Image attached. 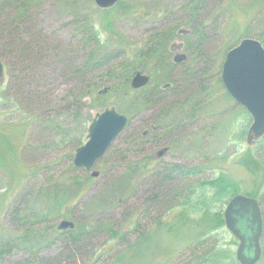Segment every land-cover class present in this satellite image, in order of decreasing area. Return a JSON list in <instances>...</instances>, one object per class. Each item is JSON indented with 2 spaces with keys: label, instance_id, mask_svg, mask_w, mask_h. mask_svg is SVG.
I'll return each mask as SVG.
<instances>
[{
  "label": "rangeland",
  "instance_id": "obj_1",
  "mask_svg": "<svg viewBox=\"0 0 264 264\" xmlns=\"http://www.w3.org/2000/svg\"><path fill=\"white\" fill-rule=\"evenodd\" d=\"M187 1L189 0H118L113 6L103 9L97 7L93 0H38L35 3L31 32L34 29L33 32L39 30L42 35L58 42L61 47L71 44L75 53L76 50H80L76 42L81 39V50L85 49L89 54L91 52L93 59L98 57L102 59L103 55L113 53L120 47H128L129 50L133 49V46L141 47L150 34L169 23L176 24L180 21L179 30L189 33V26L182 23V18L177 19L179 13L176 12ZM32 9L31 7L29 10ZM209 16L208 21H215L217 30H215L216 34H213L211 44L204 49V53L187 50V40L190 41L193 36L189 35L190 33L178 34V30L171 36L166 46L167 48L173 46V50L167 54L170 53L172 59L174 54L182 53L186 55V59L177 63L170 75L169 68L158 67L153 60H150L145 67L141 66L143 70H139L150 78L143 90L144 96L149 98L148 95L156 88L169 83L173 84L171 88L176 87L175 85L180 81L179 77L184 75L188 78L191 74L190 70L210 67L211 70L207 73L209 75L212 73L214 79L208 84L204 93L195 95L186 92L177 97L181 106L182 102L188 105L186 101L189 102L190 96V102L193 99H203L206 109L196 112L193 118H189L191 114L189 110L187 113L179 112V114L185 113L181 122H178L179 116L176 115V109L173 107L175 101L173 98L167 99L163 107L160 105L155 108L153 102L148 103L142 101L143 98L137 97L141 88L130 87L134 91L128 96L124 94L126 92L121 83L127 69L123 67V55L107 59L98 67L95 74V82L98 86L95 87L94 94L87 95L83 92L80 97L81 104H78L82 105L79 115L77 117L71 115L63 119L59 107L70 100L68 93L72 90L73 84L58 78L54 66L44 60L33 66L32 72L26 74L27 77L23 78L22 75L17 74L25 90L49 94V104L45 105V112L37 117L33 108L23 104L20 107V98L8 89L9 75L13 68L7 59H0L5 69V75L0 78V221L5 208L15 194L27 183L33 182L36 176L34 165L38 167V178L42 177V167L45 165L43 159L47 158L50 161L65 162L64 165H55L58 170L47 176L53 177L56 182V188L53 190L62 193L61 200L64 204L66 202L68 204L65 205L62 215L57 217L55 214L53 218L47 216L49 236L44 235L43 239L36 240L37 245L42 248V254L52 255L59 251L61 244L53 240L51 232L54 234V231H58L57 225L61 220H69L75 224L74 219H78L84 223L113 222L123 225L121 231L127 233L130 246L121 245L119 242H116L118 243L116 246L114 241H111L103 248L102 243L99 246L101 249L97 250V254H102L101 259L93 264H195L189 262L191 255L184 246L200 236L213 239L212 242L218 243L217 249L226 250V255L216 261L213 259V253H210L205 257L208 260L198 264H241L235 256L238 241L227 230L225 223L208 233L204 229H207L206 226L209 224L204 226L201 219H198V213L186 215L185 219L177 213V210H172L173 212L167 211L165 215L163 214V219L155 217L156 219L151 220L159 213L158 211L145 214L142 218L138 217L141 226L135 227L133 214L141 211L142 207L151 208L150 204H145L135 195L128 200H116L122 193L131 190L139 177L137 175L139 171L131 174L128 165L141 161L147 151L148 153L153 151L150 155L152 161L149 160L146 164L148 169L156 165L177 163L187 168H198L197 171H200L202 176L210 179L222 173L224 179L234 184L235 195L257 200L256 197L263 193L264 162L259 159V162L256 160L254 163L245 154L250 142H247L246 133L244 136L243 133L248 130L250 122L245 130L246 119L242 111L243 107L235 104L230 96L227 99L221 82L220 85L215 80L218 73L220 74L217 62L222 52L226 53L230 46L245 38L243 36L245 31H250L247 36L249 38L257 39L255 34L264 38V0H216L206 18ZM22 28L19 27L21 31ZM91 38H95V41L92 40L93 45L83 40ZM90 44L91 46H87ZM132 59L133 56L129 55L128 60ZM211 59L216 62L211 64ZM185 71H189V74L184 73ZM204 75H200L199 79L206 80ZM205 82L207 81L202 83ZM110 106L119 113L125 114L129 121L96 161L92 172H97V176L93 177L92 172L83 173L78 169L69 172L70 168L66 162L70 159L72 161L75 149L72 144L66 142V139L77 134L83 144L86 140L87 127L93 116ZM181 106H177V111ZM164 110H169L171 115H175L176 121L169 124L168 119L164 120L162 118ZM55 113V121L59 124L58 130L46 126L50 123V117L55 118ZM41 131L48 137L43 135V140L39 142L36 136ZM137 132L139 135L141 133L140 138L136 136ZM61 139L65 143L57 145V141L61 142ZM43 146L45 149L42 148ZM161 148H166V151L157 155L156 152ZM42 153L44 158L41 157ZM20 154H28L34 164L25 162V159L22 161ZM35 159L43 161L38 164ZM75 175L83 177L82 186L77 184L78 187L74 190L69 189L68 184ZM47 176L44 175L42 179L46 180ZM130 178H133L132 181L126 183ZM201 185H203L202 181L196 187ZM203 190H206V187ZM210 191L212 194L214 188L208 189V193ZM45 193L49 194V191L42 189L35 201L32 200L34 202L32 206L38 207L41 195L46 197ZM255 193L256 197H253ZM35 194L36 189L32 195ZM226 204L222 207V215ZM259 208L261 213L260 205ZM49 209L55 211L54 208ZM168 213L171 215L168 216ZM158 220L166 223L159 226ZM50 239L53 242L50 243ZM23 240L20 239L19 242ZM259 241L261 255L255 264H264L263 227ZM202 254L203 252L199 253L200 256ZM25 257L22 250L15 249L7 257L5 264H14ZM90 262L84 259L79 263L92 264Z\"/></svg>",
  "mask_w": 264,
  "mask_h": 264
},
{
  "label": "trees",
  "instance_id": "obj_2",
  "mask_svg": "<svg viewBox=\"0 0 264 264\" xmlns=\"http://www.w3.org/2000/svg\"><path fill=\"white\" fill-rule=\"evenodd\" d=\"M37 1L38 0H0V59H7L13 68V71H11L9 75L8 89L10 92L13 91L12 93H15L20 98V107H22L23 104L26 107L33 108L37 113V117L42 116L45 112V105H47V103L49 104V94H40L37 91L25 90L23 84L20 82L19 75H22L23 78L27 77L28 75L26 74L31 71L32 67L43 60L54 66L58 78L73 84L72 90L68 93L70 100H68L65 105L59 107L61 119L71 115L76 117L79 115L78 113H80L82 107V105H78L81 104L80 97L83 92L87 95L94 94L96 91L95 87L98 86V83L95 82L96 71L107 59L123 55V67L127 70L122 79L121 86L125 90L126 93L124 94H127L126 96L134 91L129 85L130 76L137 70H143L141 66L145 67L150 60H153L158 67L169 68V75L176 65L172 63L170 59L171 54H167V52L173 50V46L172 48H167L166 46L169 44L171 36L175 35L176 31L179 30L180 21L176 24L169 23L163 28L155 30L139 48L138 46H133V49L129 50L128 47L119 46L120 48L113 51V53H108L110 55H103L102 59L101 57L100 59L99 57L93 59L91 52L89 54L86 53L85 49L81 50V39L76 42L81 51L76 50L77 53H75L73 52V48H71V44L61 47L58 42L51 41L48 37L42 35L39 30L33 32L34 29L31 32L33 29L31 23L34 19V9L36 8L35 3H37ZM215 2L216 0H189L184 5L182 4L180 8H176V12L179 13L177 19L182 18V23L189 26L190 34H185L193 36V39L190 41L187 40V50L204 53L206 46L211 44V39H213V36L216 34L215 30H217V27H215V21H208L210 16L207 18L206 16L209 15ZM31 7L33 9L29 10ZM19 27H23V31H21ZM20 34H22V37L25 39L20 37ZM249 34L250 31H245L243 36L247 37ZM255 35L264 47V38L259 34ZM83 40L93 45L92 40L95 41V38ZM123 43L130 45V43ZM91 44L87 46H91ZM234 45L230 46L229 49ZM55 52L58 54H52ZM224 52L225 51L221 54V61L219 60L217 62L218 71L221 70ZM129 55L133 56L131 61L128 60ZM215 62L214 59H211V64ZM205 64H207V62H205ZM204 68L205 69L198 70L192 69L190 70L191 74H189V71H185L184 73L189 74L188 78H185L184 75L180 76V81L175 85L176 87L173 88H171V86H173L172 83L158 89L156 88L148 95L149 98L144 96L143 90L145 88H141L139 89L140 95L137 97L143 98L142 101L148 103L153 102L155 108H158L160 105L163 107L167 99L173 98L175 100L173 102V107L176 109V115L179 116L178 122H181V119L185 117V113H187L188 110V112H191L189 118H193L196 112L206 109L203 99H193V101L190 102V96L189 102L186 101L188 105L182 102L181 106V102L177 100V97L181 93L191 92L192 94L199 95L206 91L208 84H211L214 78L212 73H210L211 76L207 73L211 70L210 67ZM200 75L206 76V80L199 79ZM204 81L207 82L203 84L202 82ZM215 81L220 84L219 73ZM226 97L227 99L230 98L227 93ZM176 105L178 107L181 106L179 111H177ZM242 111L245 114L246 121L244 119V129L246 130L250 120L243 108ZM179 112L185 113L179 114ZM163 113L162 118H164V120L168 119L167 122L169 124L170 122L176 121V116L171 115L169 110H164ZM54 117L55 118L50 117V123L46 126L58 130L59 124L55 121L56 113ZM245 133L247 134V131H244L243 136ZM43 135L48 137L43 131L36 136L39 142L43 140ZM136 136L140 138L141 133L139 135L137 132ZM66 142L69 145L72 144L74 149L82 144L77 134L73 135L72 138L66 139ZM63 143H65V141L62 139L61 142L57 141V145ZM44 146L42 147L43 149H45ZM152 154L153 151L151 153L149 152L148 156L145 155L141 161H136L128 165V168L131 169V174L139 171L137 174L139 177L131 190L122 193L116 199L128 200L131 196L135 195V197L139 198L145 204H150L151 208L144 204L145 207H142L141 211L133 214L135 215L133 219V223L136 224L135 227L141 226L138 217L142 218L143 216L145 217V214L149 215L154 211H158L159 213L152 217L151 220L153 221L156 218L163 219L165 213L172 210H177V213L185 219L187 217L186 215L198 213V219H201L202 224L204 226L207 223L209 224V226H206L207 229H204L208 231V233L222 227L224 224L222 207L229 198L235 195L236 188L234 184L224 179L222 173L210 179L202 176L200 171H197L198 168H187L177 163H168L163 166L156 165L152 169H148L146 164L149 160L150 162L152 161L150 156ZM245 154L254 163L256 160L259 162V159L264 162V135L259 140L252 141L249 147H247V153ZM41 157L44 158L43 153ZM29 158L28 154H20V159L22 161L25 159V162H33L34 164V161ZM43 160L45 161V165L42 167V177L40 176L41 178H38V167L34 165L33 168L36 170V176L33 182L23 186L22 190L15 194L13 200L4 210L2 221H0V264H5V260L15 249L22 250L26 257L14 264H81L79 262L84 259L91 261L93 264L101 259L102 254H97V250L102 243L101 247L103 248L104 245L111 243V241H114L116 246L118 244L116 242L121 243V245L128 244L127 233L121 231L123 230V225L103 221L84 223L81 220L74 219L75 224L72 229L54 231V234L51 232V236L54 237L53 240H57L61 244L59 251L52 255L42 254V248L37 245L36 240L43 239L44 235L46 237L47 235L49 236L50 227L46 225L48 222L47 216L50 215L53 218L55 214L57 217L62 215L65 205L68 204V202L64 204L61 200L62 193L53 190V188H56V182L53 180V177L47 176L48 174H54L55 170H58L55 165H64L65 162L63 163L58 160L50 161L47 158ZM42 161H37V163L40 164ZM66 163L69 165V172L77 170L72 166L71 159ZM53 167L56 168L54 169ZM78 170L87 173L81 169ZM44 175L47 176L46 180L42 179ZM82 178L83 177L80 175L73 176L68 184L69 189L71 188L74 190V188L78 187L77 184L82 186ZM132 179L133 178H130L126 183L131 182ZM200 181H202L203 185L196 187ZM203 186L206 187V190H203V188H205ZM212 188H214L213 193L211 194L212 191L208 193V189ZM35 189L36 194L33 196L32 193ZM42 189L49 191V194L45 193L46 197L41 195L38 207H36V205L32 206L34 203L32 200L35 201ZM199 190L201 191L195 195ZM226 191H228V193ZM209 194L211 195L209 196ZM255 195L256 193L252 196L256 197ZM256 198L262 208L264 239V191ZM49 208H54L55 211H51ZM167 215L169 216L171 214L168 213ZM165 223L166 222L163 220H158L157 222L159 226ZM20 239L24 240L19 242ZM212 240L213 239H210L208 236H200V238H195L190 241L189 244H186L184 248L188 249L191 255L189 262L195 264L203 263L205 260H208L205 257L210 253H213V259L216 261L226 255V250L219 251L217 249L218 243L215 241L212 242ZM49 242L51 243L53 241L50 239ZM49 242L47 243L48 245L50 244ZM100 249L101 248H99V250ZM202 252L203 254L200 256L199 253Z\"/></svg>",
  "mask_w": 264,
  "mask_h": 264
},
{
  "label": "water",
  "instance_id": "obj_3",
  "mask_svg": "<svg viewBox=\"0 0 264 264\" xmlns=\"http://www.w3.org/2000/svg\"><path fill=\"white\" fill-rule=\"evenodd\" d=\"M118 0H94L100 8H108ZM185 59V55L173 57L174 62ZM3 64L0 61V78ZM221 83L230 97L241 105L251 118L247 141L256 140L264 134V48L255 39L243 38L226 53L220 73ZM148 76L135 72L130 85L137 89L148 83ZM127 117L113 107L96 113L88 128L86 141L73 155L76 168L89 171L109 147L115 137L124 129ZM92 176H97L93 172ZM227 230L235 237V256L241 264H255L261 255L259 239L262 233V218L256 199L235 195L231 197L223 212ZM58 229L72 228L73 223L62 220Z\"/></svg>",
  "mask_w": 264,
  "mask_h": 264
}]
</instances>
